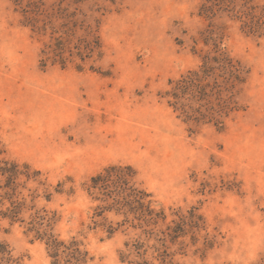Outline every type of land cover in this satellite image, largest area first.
<instances>
[{
    "label": "rangeland",
    "instance_id": "rangeland-1",
    "mask_svg": "<svg viewBox=\"0 0 264 264\" xmlns=\"http://www.w3.org/2000/svg\"><path fill=\"white\" fill-rule=\"evenodd\" d=\"M220 54L235 110L187 121L169 82ZM0 151L8 264H53L36 233L85 254L59 264H264V0H0ZM110 167L140 205L90 189Z\"/></svg>",
    "mask_w": 264,
    "mask_h": 264
},
{
    "label": "trees",
    "instance_id": "trees-1",
    "mask_svg": "<svg viewBox=\"0 0 264 264\" xmlns=\"http://www.w3.org/2000/svg\"><path fill=\"white\" fill-rule=\"evenodd\" d=\"M240 75L238 65L224 54L204 57L198 70L188 71L176 81L169 82L171 89L165 93V96L170 99L168 105L187 121L205 122L221 128L222 121L235 110V103L230 94L233 83L242 82ZM130 172L129 168L110 167L104 171V176L100 175L90 180V189L107 193L112 197L113 206H119L122 202L126 205L132 203L140 205L145 195L133 186H129ZM14 181L15 179H5V190L14 192L10 188ZM13 196V193L4 194V200L9 202V209L1 214L3 219H8L12 223L17 221V216L21 212L19 208L21 206L11 201ZM119 198L121 202L117 200ZM36 238L45 241L53 264H59L62 259H65V263H69L70 260L84 263L85 254L80 252L76 242L73 241L65 246L46 233H36ZM6 255L8 256V253L0 245L1 260L8 264L10 260L4 257Z\"/></svg>",
    "mask_w": 264,
    "mask_h": 264
}]
</instances>
